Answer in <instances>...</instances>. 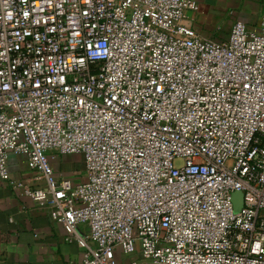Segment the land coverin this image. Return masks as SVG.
I'll return each mask as SVG.
<instances>
[{
  "label": "built area",
  "instance_id": "obj_1",
  "mask_svg": "<svg viewBox=\"0 0 264 264\" xmlns=\"http://www.w3.org/2000/svg\"><path fill=\"white\" fill-rule=\"evenodd\" d=\"M197 9L0 0V180L48 208L81 264H264V14L215 41ZM9 154L43 186L12 179ZM48 154H80L81 180Z\"/></svg>",
  "mask_w": 264,
  "mask_h": 264
},
{
  "label": "crops",
  "instance_id": "obj_2",
  "mask_svg": "<svg viewBox=\"0 0 264 264\" xmlns=\"http://www.w3.org/2000/svg\"><path fill=\"white\" fill-rule=\"evenodd\" d=\"M195 1L197 11L189 13L194 17V29L201 37L215 41L226 40L236 21L255 27L264 14V0ZM7 164L12 179L43 186L42 180L31 177L23 156L9 154ZM64 235L47 207L0 180V264H81V248L66 242Z\"/></svg>",
  "mask_w": 264,
  "mask_h": 264
},
{
  "label": "rangeland",
  "instance_id": "obj_3",
  "mask_svg": "<svg viewBox=\"0 0 264 264\" xmlns=\"http://www.w3.org/2000/svg\"><path fill=\"white\" fill-rule=\"evenodd\" d=\"M48 160L53 169V176L55 178H69L78 181L81 180L84 175L83 158L80 154H48ZM173 163L178 166L181 164V160L176 159ZM32 176H34L33 172H31V177ZM38 181L41 182V179H38ZM131 260L140 263L142 258L138 254L121 256L120 264H127Z\"/></svg>",
  "mask_w": 264,
  "mask_h": 264
},
{
  "label": "water",
  "instance_id": "obj_4",
  "mask_svg": "<svg viewBox=\"0 0 264 264\" xmlns=\"http://www.w3.org/2000/svg\"><path fill=\"white\" fill-rule=\"evenodd\" d=\"M232 201L234 211H238L242 206V193L240 191L234 192L232 194Z\"/></svg>",
  "mask_w": 264,
  "mask_h": 264
}]
</instances>
